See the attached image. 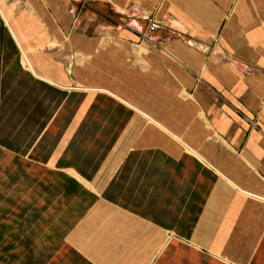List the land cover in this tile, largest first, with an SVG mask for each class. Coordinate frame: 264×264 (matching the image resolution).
Masks as SVG:
<instances>
[{
  "label": "crops",
  "instance_id": "0c3cea01",
  "mask_svg": "<svg viewBox=\"0 0 264 264\" xmlns=\"http://www.w3.org/2000/svg\"><path fill=\"white\" fill-rule=\"evenodd\" d=\"M18 1L0 0V264H264V0H86L125 28Z\"/></svg>",
  "mask_w": 264,
  "mask_h": 264
},
{
  "label": "rangeland",
  "instance_id": "374dc122",
  "mask_svg": "<svg viewBox=\"0 0 264 264\" xmlns=\"http://www.w3.org/2000/svg\"><path fill=\"white\" fill-rule=\"evenodd\" d=\"M4 1H8L10 4L14 5L16 10H19V11H24L26 10V5L24 3L19 2L18 0H4ZM15 1V2H14ZM169 0H158V4L154 10V12H157L158 10H160L166 3H168ZM182 3H181V11H182V14H185L183 11H188L189 10V0H181ZM82 2L84 3V5H87L85 7V11H87V9H90L92 10L93 12L97 13V14H100L101 16H103L105 18L106 21H108L109 23H111L112 25H115L116 27H120V28H125V27H128L130 24L125 22L124 18H120L118 16H115L114 14L112 13H109L105 8H97V7H94V6H88L90 4H88V2L86 0H82ZM82 10H84V8H81ZM202 10H205V8H202ZM234 11V9H232V12ZM74 15L78 16V14L80 13V8H79V11H74ZM186 15V14H185ZM187 16V15H186ZM155 18H156V15L154 14L152 19L149 20V29L151 31H155V30H161V29H164L166 31H172V26L168 25L166 22L165 23H159V22H156L155 21ZM188 18V17H187ZM168 18H165V21L167 20ZM227 21V19H225V22ZM205 31H208L206 27H203L201 30H200V38H204V36L206 34H204ZM176 37L180 38V42H181V45L182 42L184 41L187 45V47L191 46L193 48H195L196 50H200L201 52H204L206 55H207V60H211L212 58V54H213V51L217 48V47H221V42H220V38H221V34H222V31L217 34L216 36L212 37L211 39V42L208 44V45H205L204 43L202 44L201 43H195L193 42V40L191 39L192 38V35H191V32L188 31L187 34L185 35H181V33H178L175 31L174 32ZM191 39V40H190ZM211 44V45H210ZM215 64V63H214ZM204 76V74H198V77L199 78H202ZM229 76L230 78H236L235 75H233L232 72L229 73ZM198 78V79H199ZM214 93V92H213ZM214 95L216 97H220L219 94L217 93H214ZM251 124L254 126V123L251 122Z\"/></svg>",
  "mask_w": 264,
  "mask_h": 264
}]
</instances>
